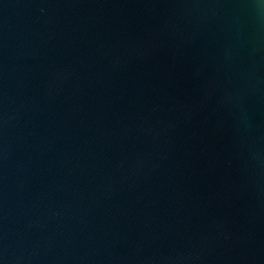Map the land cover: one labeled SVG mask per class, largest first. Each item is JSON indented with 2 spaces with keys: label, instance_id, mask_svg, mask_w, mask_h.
<instances>
[{
  "label": "water",
  "instance_id": "1",
  "mask_svg": "<svg viewBox=\"0 0 264 264\" xmlns=\"http://www.w3.org/2000/svg\"><path fill=\"white\" fill-rule=\"evenodd\" d=\"M0 264H264V0H0Z\"/></svg>",
  "mask_w": 264,
  "mask_h": 264
}]
</instances>
